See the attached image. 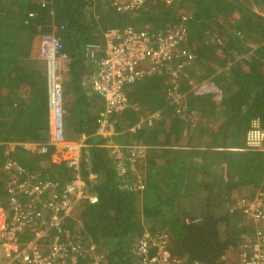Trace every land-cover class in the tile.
Listing matches in <instances>:
<instances>
[{
	"label": "trees",
	"instance_id": "16d2710c",
	"mask_svg": "<svg viewBox=\"0 0 264 264\" xmlns=\"http://www.w3.org/2000/svg\"><path fill=\"white\" fill-rule=\"evenodd\" d=\"M166 7L170 9L153 15L144 9L147 13L133 19L115 11L109 0H0V142L49 141L47 74L31 57L39 53L40 38L55 33L62 37L70 56L64 69H68L67 77L62 73L65 97L75 92L74 102L65 105L66 130L71 137L85 134L92 137L91 143L103 144L105 141L96 136L102 110L95 111L94 102L99 99L88 98L84 86L90 75L89 68L85 69L90 57L87 46L102 44L111 29L124 30L140 21H144V29L149 25L156 30L174 27L180 23L183 9L194 20V24L189 23V43L197 42V37L201 39L208 31V37L223 41L219 49L228 58L233 52H251L253 56L242 64L231 57L230 70L214 82L221 101L206 106L203 120L197 124L178 115L180 106L169 97L174 87L171 76L162 74L164 70L132 86L129 97L134 106L117 117L115 140L128 145L140 139L148 147L137 165L144 189L134 193L125 188L132 177L118 174L106 147L85 149L81 177L98 203H82L68 221V228L75 230L81 225L108 264H135L137 241L147 229L168 230L171 252L182 264H237L231 256H237L252 222L241 216L236 205L243 198H252L251 191L254 194L262 189L264 182V152L244 150L253 123L257 121L264 128V20L246 14L243 22L238 21L235 17L241 8L233 0H178L175 6ZM227 25L233 32L224 29ZM239 33L244 35L242 39L237 37ZM178 81L180 85V78ZM23 84L30 91L26 92ZM205 101L199 98V105H207ZM156 111L161 113L154 129L141 130L138 135L130 132ZM208 116H215V121ZM194 127L205 136L204 146L169 148L173 136L178 143L179 134L186 128L190 133ZM24 156L18 159L24 166L56 179L61 189L73 179V172L52 164L50 155L30 161ZM6 181L7 176L0 172L2 201ZM233 191L243 194L234 198ZM189 199L201 201L194 212L184 209Z\"/></svg>",
	"mask_w": 264,
	"mask_h": 264
},
{
	"label": "built area",
	"instance_id": "2783aa9c",
	"mask_svg": "<svg viewBox=\"0 0 264 264\" xmlns=\"http://www.w3.org/2000/svg\"><path fill=\"white\" fill-rule=\"evenodd\" d=\"M153 1L109 0L122 14L140 12ZM156 1L166 6H175L178 2ZM242 1L259 2L260 6H254L255 11L264 18V0ZM180 12V23L167 26L166 30H156L152 25L145 29H111L104 35L102 44L87 46L90 57L86 66L90 75L86 85L103 101L96 133L105 141L103 144L91 143L92 137L85 134L69 136L62 73L70 56L58 34L40 38L38 59L46 64L50 138L46 143L0 142V172L7 176L5 197L1 196L4 200H0V245L4 264H108L105 254L82 232L81 225L75 230L68 228V221L82 203H98V197L87 191L81 177L82 154L90 147H106L118 174L123 178L132 177L131 184L125 188L134 193L144 189V177L138 173L137 165L144 160L148 147L142 142L116 143L117 117L130 108L127 89L163 70L171 76L174 87L169 97L180 106L178 115L188 120L193 117L187 106L181 105L178 81L181 70L196 60L195 52L187 44L192 17L183 9ZM216 43L219 48L223 46L219 38ZM159 118L160 114L152 115L142 125L135 126L133 132L152 127ZM244 150L264 152V128L257 121L246 135ZM19 152L36 157L50 155L52 164L64 165L73 172V179L61 189L43 172H33L24 166L15 156ZM253 195L236 205L241 216L256 227L255 233L246 235L240 246V264H264V182L262 189ZM171 239L168 230L147 229L137 241L135 264H182L171 252Z\"/></svg>",
	"mask_w": 264,
	"mask_h": 264
},
{
	"label": "crops",
	"instance_id": "0c3cea01",
	"mask_svg": "<svg viewBox=\"0 0 264 264\" xmlns=\"http://www.w3.org/2000/svg\"><path fill=\"white\" fill-rule=\"evenodd\" d=\"M235 3L241 8L240 13L235 17V18H237L238 21L243 22V18H244L243 16L246 14H249L255 20H257V19L264 20V18L261 17L255 11L254 6L255 5L260 6L259 2L250 3V2H244L242 0H235ZM243 5H244V7H242ZM224 29L229 30L230 32H233L232 27L230 25H227ZM205 33L207 35L209 34L208 31H206ZM207 35L202 36V38L200 40L203 43L202 46L204 47V49H206L207 47L211 48L210 49L211 52H206V53L202 52L201 47H200V51L198 52V49H197V53L195 54L196 60H195L194 64H192V66L185 67L180 72V81H181L180 86H181V92H182L181 105L187 106V111L189 112V114L192 115L193 117H196L193 121L189 120V122L191 121L193 124L199 123L200 119L203 120V113L202 112L206 106L217 105L221 101V96H220L221 92L216 89L214 82H215V79H217L220 75H223L225 72L230 70L231 66L233 65V63H231V62H232V60H234L231 57L234 56L235 62L242 64V62H244V60H247V58H251L253 56L251 52L246 54V55L245 54L238 55L236 52H233V55H231V57L228 58L227 56L224 55L222 50L219 49V47L216 43L217 38H213V37L211 38V37H208ZM237 37L242 39L244 37V35L242 36V34L239 33ZM246 45H247V43H246ZM248 45L252 46V44H248ZM31 59H34L35 62L38 61L40 63L39 67L40 68L42 67L41 69L43 70V73L45 74V72H46L45 62L40 61L38 59V55H37V57H34L32 55ZM88 62L89 61L85 62V69H86V65L88 64ZM87 72H89V71L87 70ZM67 73H68V69L63 72V76L67 77ZM162 74H167L169 76L167 70H164V72ZM87 79H88V76L84 82V86H85L86 91H87V96H88V98L95 97V99H97L98 96L96 94H94V92L92 90H90V88L86 85ZM163 81H166V80L163 79ZM140 83H143V81ZM23 87L26 88V92L30 91L29 88H27L26 84H23ZM130 88H131V90L129 91ZM130 88L127 89V95L129 98L130 108H131L134 106V104H132V102H131L132 100L129 97V95L134 88L133 87H130ZM64 91H65V89H64ZM23 93H24L23 96H26V97L28 96L27 93H25V92H23ZM214 93H217L218 96H214ZM199 98H203V99L205 98L206 101L204 103H206L207 105L200 106L199 105L200 103L198 102ZM98 99H99V101L96 100L94 102V104H96V106H97L95 108V111L102 110V108L104 106L103 101L99 97H98ZM74 100H75V92L71 91L65 97V105H67L69 102H74ZM172 102H173V100H172ZM169 104H171V102ZM66 111H67V108H66ZM218 111H219V108H218ZM160 113H161V111H156L153 115L160 114ZM204 114L206 115L205 112H204ZM68 115H69V113L67 112V116ZM205 115H204V117H205ZM178 118L180 120L181 117H178ZM208 119L215 121V116L214 117L208 116ZM145 120L146 119H143L136 126L142 125ZM156 120H160V119H156ZM209 124H210V126L211 125L213 126V122L210 121ZM155 125H156V122L154 120V124L152 127H146L145 126L142 130H144V129L152 130V129H154ZM134 128H136V127H133L130 130V132H132L133 135L134 134H136V135L140 134L141 130L139 132H133ZM200 131L201 130H199V128H197V127L196 128L194 127L190 131V133H187L188 132L187 128L184 129V132L179 134V142L178 143H175V139H176L175 136H173L171 138L172 146H169V148L175 149V150H184V149L191 150L193 148H199L200 146H204L205 136L202 137L200 134ZM117 135H118V133L116 134V137H117ZM139 141L142 142L140 139L137 142H139ZM131 142L133 143V140ZM29 143H32V142H29ZM23 154H26V152ZM29 157L36 159V156L27 155L28 161H30ZM233 193H234L233 197L236 198V197H240L243 194V191H240V192L233 191Z\"/></svg>",
	"mask_w": 264,
	"mask_h": 264
},
{
	"label": "rangeland",
	"instance_id": "374dc122",
	"mask_svg": "<svg viewBox=\"0 0 264 264\" xmlns=\"http://www.w3.org/2000/svg\"><path fill=\"white\" fill-rule=\"evenodd\" d=\"M233 1H235V0H233ZM242 7H244V5L242 6ZM168 9H170V8H168V7H166L164 4H162V3H160V2H158V1H153V2H151V4H149V5H147L146 6V8H145V11H148V12H150V14L151 15H153V14H157V12H159V11H161V10H168ZM186 9H188V8H186ZM244 9V8H243ZM115 10V9H114ZM116 11V10H115ZM143 12V11H140V12H130V13H124V14H121V15H128V16H131L133 19H135V18H139L141 15H143V13L145 14V13H147V12ZM249 13V12H248ZM120 14V13H119ZM143 23H144V21L141 23V21L139 22V23H133L132 25H130V26H132V27H134L135 29H144V28H142L143 27ZM192 23L194 24V20H192ZM190 24H188V28L190 27L189 26ZM194 33H196V32H194ZM198 39H196L195 41H197V42H192V43H189V42H187V44L189 45V46H191V49L195 52L196 51V53H197V49H198V52L200 51V47H201V50H202V52H211V48H206V49H204V47L202 46L203 45V43H202V41L200 40V38L199 37H197ZM197 47V48H196ZM131 90V88L129 89V91ZM100 98V97H99ZM101 99V98H100ZM102 100V99H101ZM194 118H196V117H192V118H190L192 121H193V119ZM69 136L71 137V135H70V132H69ZM24 155H26V154H23V153H21V152H19V153H16L15 154V156L17 157V159H20L19 157H25ZM33 158H30V160H32ZM26 167H28V166H26ZM29 168V167H28ZM141 176H142V172H138ZM52 179H54V178H52ZM54 180H56V179H54ZM245 193L246 194H248V195H251V194H249V191H245ZM251 193H252V195H253V192L251 191ZM234 194V193H233ZM249 197V196H248ZM247 197V198H248ZM201 203V201H198V200H196V201H194V200H192V199H189V200H185V202H184V209H186V210H188V211H192L193 210V212H194V209H195V205L196 204H200ZM249 222H252V221H250V220H248ZM252 230H250V234H254L255 233V231H256V227L253 225V223H252ZM239 256H240V250L238 251V254H237V256L236 257H234V256H231L232 257V259L233 260H235L236 262H237V264H240V258H239ZM238 258V259H237ZM4 259H5V257L3 256V248L1 247V245H0V264H4L5 262H4Z\"/></svg>",
	"mask_w": 264,
	"mask_h": 264
}]
</instances>
